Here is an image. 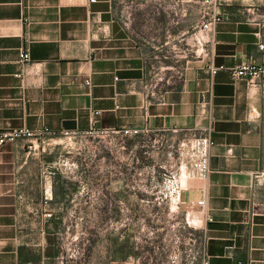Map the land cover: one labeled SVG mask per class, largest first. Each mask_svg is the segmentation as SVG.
Masks as SVG:
<instances>
[{
  "label": "crops",
  "instance_id": "crops-1",
  "mask_svg": "<svg viewBox=\"0 0 264 264\" xmlns=\"http://www.w3.org/2000/svg\"><path fill=\"white\" fill-rule=\"evenodd\" d=\"M220 9L223 19L202 30L191 0H0V130L56 132L0 146V264H57L70 176L80 197L87 171L68 167L61 131L191 137L207 122L209 171L178 199L195 209L191 201L205 200L200 258L264 264V186L252 182L264 170V97L225 69L207 70L264 61V0ZM23 47L30 60L16 76Z\"/></svg>",
  "mask_w": 264,
  "mask_h": 264
},
{
  "label": "rangeland",
  "instance_id": "rangeland-1",
  "mask_svg": "<svg viewBox=\"0 0 264 264\" xmlns=\"http://www.w3.org/2000/svg\"><path fill=\"white\" fill-rule=\"evenodd\" d=\"M187 138L182 132L61 138L68 167L87 171L80 197L70 176L57 264H199L201 221L195 208L178 203L196 179Z\"/></svg>",
  "mask_w": 264,
  "mask_h": 264
},
{
  "label": "built area",
  "instance_id": "built-area-1",
  "mask_svg": "<svg viewBox=\"0 0 264 264\" xmlns=\"http://www.w3.org/2000/svg\"><path fill=\"white\" fill-rule=\"evenodd\" d=\"M93 1V0H90ZM199 6V20L198 28L202 30H212L216 24L222 19L221 5L222 0H191ZM29 53L27 48L23 47L18 52V65L20 71L16 73V76H20L29 62ZM225 69L229 75L236 79H244L248 86L257 88L261 95L264 97V61L245 60L238 62L230 67L224 65H208L207 70L209 74L213 75L219 70ZM88 84L89 81H86ZM204 114V111H202ZM149 130L145 127H125L120 129H88L84 131L63 130L61 134L67 137H72L77 134L89 135V136H102L108 133L120 134L122 136H133L148 133ZM212 127L211 123L207 122L203 125L199 134H194L188 137L183 144L187 146V162L190 171L196 176V179H203L209 171V155L210 148L212 146L211 139ZM56 132L52 131L48 127L42 129H28L26 127H17L13 129L0 130V146L6 143L15 141L18 137H26L28 139H40L41 137L53 136ZM29 147L33 149V143L29 144ZM252 182L254 185L264 186V170H258L252 173ZM190 204L199 207L196 209V214L199 216V220L207 221L211 218L206 216L203 210L205 200L203 197L191 201ZM199 264H208L206 258H200Z\"/></svg>",
  "mask_w": 264,
  "mask_h": 264
},
{
  "label": "flooded vegetation",
  "instance_id": "flooded-vegetation-1",
  "mask_svg": "<svg viewBox=\"0 0 264 264\" xmlns=\"http://www.w3.org/2000/svg\"><path fill=\"white\" fill-rule=\"evenodd\" d=\"M132 253V252H131ZM130 257L132 258V254H130Z\"/></svg>",
  "mask_w": 264,
  "mask_h": 264
}]
</instances>
